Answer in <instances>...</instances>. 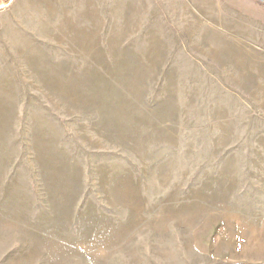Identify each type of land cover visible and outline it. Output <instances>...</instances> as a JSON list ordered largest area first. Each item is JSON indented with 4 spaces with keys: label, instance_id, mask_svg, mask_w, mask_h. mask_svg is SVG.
I'll list each match as a JSON object with an SVG mask.
<instances>
[{
    "label": "rangeland",
    "instance_id": "374dc122",
    "mask_svg": "<svg viewBox=\"0 0 264 264\" xmlns=\"http://www.w3.org/2000/svg\"><path fill=\"white\" fill-rule=\"evenodd\" d=\"M0 264H264V0H0Z\"/></svg>",
    "mask_w": 264,
    "mask_h": 264
}]
</instances>
